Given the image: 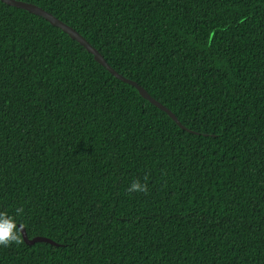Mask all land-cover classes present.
<instances>
[{"label": "trees", "instance_id": "1", "mask_svg": "<svg viewBox=\"0 0 264 264\" xmlns=\"http://www.w3.org/2000/svg\"><path fill=\"white\" fill-rule=\"evenodd\" d=\"M23 1L185 128L0 0V264H264V0Z\"/></svg>", "mask_w": 264, "mask_h": 264}, {"label": "water", "instance_id": "2", "mask_svg": "<svg viewBox=\"0 0 264 264\" xmlns=\"http://www.w3.org/2000/svg\"><path fill=\"white\" fill-rule=\"evenodd\" d=\"M6 4H9L11 6H15V7H19L22 9H25L31 13L37 14L39 16H42L43 18H45L47 21H49L52 25L57 26L59 28H61L64 32H66L71 38L77 40L81 45H83L87 51H89L90 53L93 54L94 59L99 62L100 64H102L103 66H105L107 68V70L109 72H111L116 78L127 82L131 85H133L139 92V94L147 99L149 102H151L152 104H154L155 106H157L158 108L164 110L178 125H180L182 128H185L184 125H182L180 123V121L178 120V118L174 115V113L169 110L166 106H164L162 103H160L158 100H156L154 97H152L147 90H145V88H143L141 85H139L136 81L129 79L125 76H123L122 74H120L119 72H117L116 70H114L104 59V57L102 56V54L96 49L94 48L79 32H77L73 27H71L70 25H68L67 23L63 22L62 20H60L59 18H57L55 15H53L52 13H50L49 11L43 9L42 7L28 2V1H23V0H1ZM19 229H22L21 234H22V238L23 240L28 243V244H32L36 241H47L53 244H57L56 242H54L52 239L45 237V236H33L32 238H29L27 236V233L25 231V228L22 225H18Z\"/></svg>", "mask_w": 264, "mask_h": 264}, {"label": "clouds", "instance_id": "3", "mask_svg": "<svg viewBox=\"0 0 264 264\" xmlns=\"http://www.w3.org/2000/svg\"><path fill=\"white\" fill-rule=\"evenodd\" d=\"M147 177H145V180ZM127 192H148L146 183H141L139 179L132 181L126 189ZM17 214H22L23 208L16 210ZM22 229H18L13 217L7 215L5 212H0V245L4 247L10 246L12 243L17 245L22 243L21 233Z\"/></svg>", "mask_w": 264, "mask_h": 264}]
</instances>
